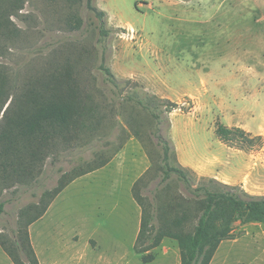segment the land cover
<instances>
[{"label": "rangeland", "instance_id": "obj_1", "mask_svg": "<svg viewBox=\"0 0 264 264\" xmlns=\"http://www.w3.org/2000/svg\"><path fill=\"white\" fill-rule=\"evenodd\" d=\"M85 3L23 0L10 17L18 36L0 37V64L10 78L18 75L19 97L27 85L53 72L54 64L67 62L82 89L106 109L109 121L102 135H112L76 140L69 148L58 144L41 165L28 167L29 177L0 181V239L9 247L21 210L38 204L63 173L101 151L112 155L122 140L110 171L69 184L28 227L34 249L42 262L74 264L85 239L92 237L102 257L88 256L91 264H179L177 245L170 240L146 254L153 256L149 263L133 251L135 220L127 182L133 185L145 174L140 194L149 200L159 194L160 202L189 197L175 176L160 182L156 166L162 146L156 135H163L172 140L178 163L191 165L183 167L193 171L195 176H189L195 182L213 178L264 196V0H93L105 12L110 31L103 43L98 20ZM71 15L81 20L79 30L67 27ZM102 56L117 87L97 70ZM128 93L167 99L177 109L162 113L155 124L138 106H118ZM131 115L141 141L125 125ZM217 123L261 140L244 151L228 147L214 134ZM210 264H264V224L236 223L233 239L219 245Z\"/></svg>", "mask_w": 264, "mask_h": 264}, {"label": "trees", "instance_id": "obj_2", "mask_svg": "<svg viewBox=\"0 0 264 264\" xmlns=\"http://www.w3.org/2000/svg\"><path fill=\"white\" fill-rule=\"evenodd\" d=\"M73 2L74 0H67ZM93 0H86V9L98 20V32L101 43L107 38L106 14L93 5ZM23 0H0V37L15 38L19 30L14 27L10 17L20 9ZM70 30H79L81 20L71 15L66 20ZM54 71L38 78L24 88L19 97H15L18 75L10 78L0 64V181L7 183L16 178L22 181L30 176L31 164L41 165L54 154L55 147L61 144L70 147L73 141L92 139L104 134L109 121L108 113L99 108L91 97L82 89L79 75L70 64H54ZM106 83L117 87L111 70L105 66L104 57L97 66ZM137 96L128 93L125 104H133L145 111L155 124L160 122L162 113L169 114L177 109V104L159 99L146 93ZM123 98V97H121ZM148 98V99H147ZM124 104V105H125ZM163 109V110H162ZM162 111V112H160ZM167 130L170 122L165 120ZM135 139L141 141L142 133L136 119L131 115L126 118ZM214 134L228 147L248 150L261 137H252L241 128H229L217 123ZM109 135V134H108ZM100 137H110L112 134ZM162 146V154L156 169L161 173L160 182H167L175 176L189 195L174 197L170 201L160 202V194L149 200L140 194V185H145L144 175L134 182L131 195L139 206L140 224L133 251L141 256L144 263L153 260L146 255L160 246L164 239L174 241L178 248L179 264H210L219 245L233 239L236 223L264 224V196H251L237 186L221 183L213 178L195 182L193 171L178 163L172 140L156 135ZM121 142L113 148L112 155L105 151L63 173L57 185L46 190L40 196L39 203L30 205L19 214V227L13 232L9 247L0 239L1 248L7 253L13 264H39L30 243L28 227L40 219L53 200L74 180L106 166L120 150ZM111 145V143H110ZM165 184L163 195L168 194ZM4 204L0 203V215Z\"/></svg>", "mask_w": 264, "mask_h": 264}, {"label": "crops", "instance_id": "obj_3", "mask_svg": "<svg viewBox=\"0 0 264 264\" xmlns=\"http://www.w3.org/2000/svg\"><path fill=\"white\" fill-rule=\"evenodd\" d=\"M178 147L176 146V150H177V152H178V149H177ZM179 154V153H178ZM179 156H180V154H179ZM180 158V157H179ZM114 160H116V159H114ZM182 159L180 158V161H181ZM185 160H187V159H185ZM181 163L183 164V166H191L190 164H187V163H184L183 161H181ZM110 162L106 165V166H104L103 168H101V169H99V170H96V171H94V172H92V174H91V176H93V175H99V174H102L103 172H108V171H110V170H108V166H110ZM108 174V173H107ZM88 176H89V174H87ZM86 176V175H85ZM108 176H109V174H108ZM119 176V178L121 177L120 175H118ZM83 178H84V176H82ZM82 177H80V178H82ZM87 177V176H86ZM110 177V176H109ZM80 178H78V179H76V180H74L72 183H74L75 181L76 182H78V180H80ZM82 178V179H83ZM98 179V178H97ZM108 181H110L109 179H108ZM127 181H129V180H127ZM131 185H132V183H128L127 182V189H128V193H129V195L132 197V195H131ZM132 200H133V198H132ZM130 202H131V211H132V213H133V219L135 220V223H134V226H135V237H134V242H135V239H136V236H137V234H138V231H139V224H140V215H141V211H140V208H139V206L135 203V201L133 200V201H131V199H130ZM86 240V242H85V249H83L80 253H78L77 255H78V258H75V260H74V264H91L89 261L93 258V257H99V256H101L102 257V255L99 253L98 254V252L96 251V250H98L99 249V246L97 245V242H96V240L95 241H93L94 242V244H92V242H91V240H92V237H88V238H86L85 239ZM165 241H169V239H164L162 242H161V244L163 243V242H165ZM171 241V240H170ZM133 242V243H134ZM174 242V241H173ZM30 243H31V245H32V248H33V251H34V253H35V256H36V258H37V260H38V263L39 264H49V263H47V262H42L41 261V259H40V255H39V252L38 251H36L35 249H34V244H33V242H32V239H31V237H30ZM160 244V245H161ZM134 245V244H133ZM132 248H133V246H132ZM88 256H92L91 257V259L90 260H87L88 258ZM0 264H13V262H12V260L9 258V256L7 255V253L1 248V246H0ZM50 264H52V263H50ZM53 264H57V263H53ZM62 264V263H61Z\"/></svg>", "mask_w": 264, "mask_h": 264}]
</instances>
